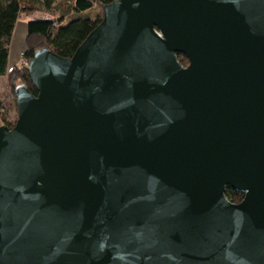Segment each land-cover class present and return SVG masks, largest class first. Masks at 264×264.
Masks as SVG:
<instances>
[{"label": "water", "instance_id": "water-1", "mask_svg": "<svg viewBox=\"0 0 264 264\" xmlns=\"http://www.w3.org/2000/svg\"><path fill=\"white\" fill-rule=\"evenodd\" d=\"M26 66L0 264H264V0H112Z\"/></svg>", "mask_w": 264, "mask_h": 264}, {"label": "trees", "instance_id": "trees-1", "mask_svg": "<svg viewBox=\"0 0 264 264\" xmlns=\"http://www.w3.org/2000/svg\"><path fill=\"white\" fill-rule=\"evenodd\" d=\"M112 0H0V76L9 72V83L14 93L15 86L24 84L31 94L36 95L37 90L32 86L27 66L15 65L7 70L8 50L10 38L15 23L21 13L27 18V46L22 52L23 58L28 62L35 49L45 47L62 57H70L78 45L84 40L92 28L100 21L101 16L93 20L91 15L76 16L66 24L63 21L71 14L90 10L94 4L101 9L103 5ZM40 11V12H39ZM41 15H36L35 13ZM177 59L186 64L187 59L178 53ZM18 81V82H16ZM15 94V93H14ZM0 100V109L4 108ZM2 115V116H1ZM0 124L9 128L13 121L5 120V115L0 113ZM225 196L231 202H238L243 194L226 187Z\"/></svg>", "mask_w": 264, "mask_h": 264}, {"label": "rangeland", "instance_id": "rangeland-1", "mask_svg": "<svg viewBox=\"0 0 264 264\" xmlns=\"http://www.w3.org/2000/svg\"><path fill=\"white\" fill-rule=\"evenodd\" d=\"M64 1V0H61ZM40 12V11H39ZM36 15H41L38 12L35 13ZM85 15H91L92 19L95 20L97 17L100 15L102 16L101 9L98 5L94 4L93 7L90 10H85L82 12H79V14L73 15L71 14L70 16H67L65 20L63 21V24H66L70 19L73 17H83ZM19 19H24L27 21L26 16H24V13L22 12L21 15L19 16ZM25 47L27 46V38L25 36ZM27 61L23 58L22 53L20 56H18V59L15 63H18L19 65L24 66ZM185 65V64H183ZM9 72H7L5 75L0 76V100L3 102V105H5L4 108L0 109V113H3L5 115V120L13 121L15 122L17 118V109H16V104H15V94L12 91V86L9 83V77H8ZM18 82V81H16ZM2 116V115H1Z\"/></svg>", "mask_w": 264, "mask_h": 264}, {"label": "crops", "instance_id": "crops-1", "mask_svg": "<svg viewBox=\"0 0 264 264\" xmlns=\"http://www.w3.org/2000/svg\"><path fill=\"white\" fill-rule=\"evenodd\" d=\"M26 23V20H21L19 18L15 23L9 42L7 70H10L13 66L18 64L15 63L18 59V56H20V54L26 49L24 42L27 32Z\"/></svg>", "mask_w": 264, "mask_h": 264}, {"label": "built area", "instance_id": "built-area-1", "mask_svg": "<svg viewBox=\"0 0 264 264\" xmlns=\"http://www.w3.org/2000/svg\"><path fill=\"white\" fill-rule=\"evenodd\" d=\"M25 65L24 66H26L27 65V62L26 63H24Z\"/></svg>", "mask_w": 264, "mask_h": 264}]
</instances>
